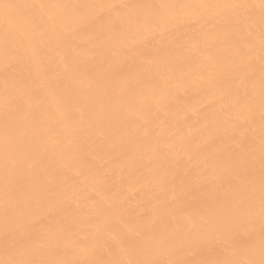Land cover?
Returning <instances> with one entry per match:
<instances>
[{"label":"bare ground","instance_id":"1","mask_svg":"<svg viewBox=\"0 0 264 264\" xmlns=\"http://www.w3.org/2000/svg\"><path fill=\"white\" fill-rule=\"evenodd\" d=\"M262 252L264 0H0V264Z\"/></svg>","mask_w":264,"mask_h":264},{"label":"snow or ice","instance_id":"2","mask_svg":"<svg viewBox=\"0 0 264 264\" xmlns=\"http://www.w3.org/2000/svg\"><path fill=\"white\" fill-rule=\"evenodd\" d=\"M7 7V5H5ZM38 264H43V262H38ZM246 264H257L255 260H249ZM258 264H264V252H262V259L258 262Z\"/></svg>","mask_w":264,"mask_h":264}]
</instances>
